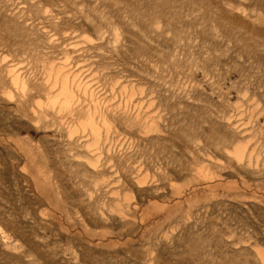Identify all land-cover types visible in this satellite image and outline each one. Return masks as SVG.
Listing matches in <instances>:
<instances>
[{
    "label": "rangeland",
    "instance_id": "rangeland-1",
    "mask_svg": "<svg viewBox=\"0 0 264 264\" xmlns=\"http://www.w3.org/2000/svg\"><path fill=\"white\" fill-rule=\"evenodd\" d=\"M263 260L264 0H0V264Z\"/></svg>",
    "mask_w": 264,
    "mask_h": 264
},
{
    "label": "bare ground",
    "instance_id": "bare-ground-1",
    "mask_svg": "<svg viewBox=\"0 0 264 264\" xmlns=\"http://www.w3.org/2000/svg\"><path fill=\"white\" fill-rule=\"evenodd\" d=\"M63 66V65H62ZM64 70V69H63ZM63 73V72H62ZM60 74V73H59ZM67 76L63 79L62 83H61V88H60V97H62L61 99V107L65 108V106L67 107L68 105H70V102L73 98V87L71 85H69L68 81H69V78L70 77H73V75L70 74V72L68 70H66V73H65ZM60 76V75H59ZM13 78V77H12ZM15 81V84H17V80H14ZM76 82V81H75ZM19 83V82H18ZM76 85V84H75ZM77 87L79 88L80 85H77ZM58 97V96H57ZM57 99V98H56ZM75 99V97H74ZM73 107V106H72ZM67 109V108H66ZM65 109V110H66ZM71 109V108H70ZM69 110V109H67ZM89 126H92V123L89 125ZM246 152V151H245ZM248 157V156H247ZM245 158V153H242L239 155V162H244L243 159ZM237 160V159H236ZM263 263H264V260H263Z\"/></svg>",
    "mask_w": 264,
    "mask_h": 264
}]
</instances>
